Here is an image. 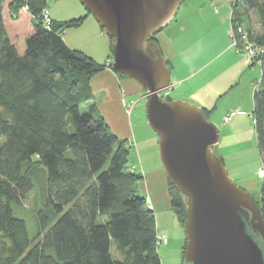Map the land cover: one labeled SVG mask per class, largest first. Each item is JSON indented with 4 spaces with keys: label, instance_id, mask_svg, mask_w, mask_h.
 Instances as JSON below:
<instances>
[{
    "label": "trees",
    "instance_id": "obj_1",
    "mask_svg": "<svg viewBox=\"0 0 264 264\" xmlns=\"http://www.w3.org/2000/svg\"><path fill=\"white\" fill-rule=\"evenodd\" d=\"M242 1L255 7L262 32L251 37L261 43L264 0L259 5ZM4 2L0 0V136L5 138L0 145V264H161L155 214L136 193L142 177L124 170L130 148L91 103L90 79L107 66L62 38L83 17L53 20L47 29L41 16L46 0H11L10 19L18 33L13 40L5 26ZM238 4L232 3V25L242 24ZM258 66L253 115L264 170V56ZM34 187L42 207L30 238L12 204H24ZM167 193L182 226L185 199L168 179ZM258 205L264 218V177Z\"/></svg>",
    "mask_w": 264,
    "mask_h": 264
},
{
    "label": "water",
    "instance_id": "obj_2",
    "mask_svg": "<svg viewBox=\"0 0 264 264\" xmlns=\"http://www.w3.org/2000/svg\"><path fill=\"white\" fill-rule=\"evenodd\" d=\"M113 39L111 70L146 92V118L157 135L167 179L185 199L184 264H264V218L258 203L237 186L213 151L217 125L203 109L160 94L170 66L153 39L182 0H80Z\"/></svg>",
    "mask_w": 264,
    "mask_h": 264
},
{
    "label": "crops",
    "instance_id": "obj_3",
    "mask_svg": "<svg viewBox=\"0 0 264 264\" xmlns=\"http://www.w3.org/2000/svg\"><path fill=\"white\" fill-rule=\"evenodd\" d=\"M233 2L234 0H182L173 19L155 35V41L171 69L172 91L168 97L201 107L208 119L217 125L219 141L213 146V151L222 159L227 170L234 174H231L232 177L237 178L243 169L233 165H243L246 155L256 153L262 164L253 123V91L255 82L261 76V69L247 63L230 46ZM83 12L75 0H55L49 14L55 21L82 16V22L76 26L78 28H74L88 32V38L79 41L76 34L66 29L62 34L64 42L70 48L84 51L99 63L109 61L111 65V54L107 48V44L110 48L109 38H106L90 15H82ZM3 16L6 30L8 24L13 35L10 38L14 40L18 33L13 28L12 19L8 17L6 20L4 13ZM239 17L243 18L241 15ZM90 86L93 92L91 103L110 130L119 139H125L126 145L130 141L135 146L136 143L141 144L142 149H152L156 144L155 137L146 133L149 136L141 138L133 130L135 140H132L127 136L125 128L126 105L146 98V91L135 81L119 77L110 66L94 75L90 79ZM225 117L228 118L227 121H224ZM149 140L152 145L147 146ZM156 158L157 155L152 150L142 153L138 157L137 166L132 170L141 175L138 187L141 196L148 194V206L154 214V210H171L167 177ZM157 231L165 235L166 228L160 226Z\"/></svg>",
    "mask_w": 264,
    "mask_h": 264
},
{
    "label": "rangeland",
    "instance_id": "obj_4",
    "mask_svg": "<svg viewBox=\"0 0 264 264\" xmlns=\"http://www.w3.org/2000/svg\"><path fill=\"white\" fill-rule=\"evenodd\" d=\"M10 1L11 0H5V2L3 4V13L5 14L6 20L8 19V17H10V15H12L11 11L9 9ZM54 1L55 0H46L47 9H48V16H45V17L50 22L53 21V19L50 18L51 15L49 14V12H50L51 6L54 3ZM256 1H257L256 2L257 5H259V3L261 2V0H256ZM75 2L77 4H80L82 9L84 10L82 15L88 13L86 11V9L84 8V6L81 4L80 0H75ZM234 2L239 3L238 4L239 5V11H240L241 16L243 17L242 20L240 21L242 23L241 25H243L245 27V29H246V31L250 37L253 36V38H256L257 35H259L262 32V29H261L262 27L259 23L257 12L254 10L255 7L253 8V7L247 6V4H245L242 0H234ZM216 7H217V5L214 6V8H216ZM89 15L95 21V23L98 25V23L96 22L93 15L91 13H89ZM232 24H233V22L231 20L230 21V28H231V26L235 25V24L234 25H232ZM76 28H78V27H76ZM76 28L69 27V28H67V30L72 31V34H76L75 36L76 37L78 36L79 41H82V40L88 38V32H86L85 30L76 29ZM47 29H49V28H47ZM229 32H230V30H229ZM7 33L9 36H13L11 33V30L9 29L8 24H7ZM105 36H106V38H108L107 35H105ZM154 38H155L154 40H156V37H154ZM229 38L231 40L230 35H229ZM253 38L251 37V39H253ZM107 43H108V40H107ZM112 43H113V41H112ZM230 46L234 49V51L238 55H240L243 58V53H242V50H241V47L239 44L234 45L233 40H232V43H230ZM110 47H111V44H110ZM239 47H240V49L238 50ZM107 48H108L109 54H111V48L108 47V44H107ZM75 49H78V48H75ZM78 50H80V49H78ZM82 52H84V51H82ZM245 61L247 63H249L250 65H252L251 64L252 61L250 59H249V61H247V60H245ZM107 62H108V64L105 63L106 66H108V67L111 66L110 62L109 61H107ZM165 62L168 65V62L166 60H165ZM255 65H257L256 67H258L259 63H257V61H256ZM255 83L259 84L260 78ZM171 91H172V85H169V87L164 92H162L160 95L163 98L168 97V95L170 94ZM165 92H167V93H165ZM168 98H169V100H173L170 97H168ZM146 99H147V92H146V98H140L136 102L131 103V104H133V108L130 111V113H127V111L125 110V114H126L125 128L127 130L126 134H127V136L131 137L133 140L134 139L133 130L138 136H141V138H145V136L148 137L149 135H146V133H149L150 135L155 137L154 141L156 144L152 147V149H145V148L142 149L141 144L136 143V146H135L133 144H130V141H129L128 142L129 144H127V146H129V148H130L129 163L127 164L126 168L124 169L125 171H132L134 166H137V164H138V157L142 156V153L146 154L148 151H151V150L154 152L155 155H157L156 161H158L160 167H162V169H163V166L160 162L159 154H158L157 135L154 133V131L149 126V124L147 122V118H146V111H145ZM128 101H129V99H128ZM86 106H87V104L82 105L80 108L81 111H84L86 109ZM224 121H225V119H224ZM253 123H255L254 115H253ZM113 127H114V125H113ZM114 130H117V129H114ZM4 139H5L4 136H0V145L3 143ZM127 140H129V138ZM149 142H150V140H149ZM150 145H152L151 142L148 143L147 146H150ZM261 159H262V157H261ZM244 160H245V163L243 165H240V166L239 165H233L234 167H242L243 171H241L240 172L241 174L239 173L240 176L237 177V178L242 177V179H237L236 177L233 178L232 175L234 176V174H232L231 171H228V170H227V172H228L229 176L233 179V181L236 183L237 186H239L242 189H244L245 191H247L252 196V198L259 203L261 200L262 177H264V170L262 168L261 161L259 159V156H257V154L254 152L246 155ZM260 164H261V168H260ZM137 169H138V167H137ZM259 169H260V171H259ZM36 193H37V189H36V187H34L30 191V193L28 194L27 198L25 199L24 204H22V205H18V204H14V203L12 204L13 214L15 216L23 218L25 220L27 232H28V235L30 238H32L37 231V211L42 207L39 204V201L36 197ZM136 193L141 196V191L139 190L138 186L136 189ZM147 195L148 194L144 195V200H145L146 204L148 205L150 202V199H149V201L146 200V197H148ZM154 211L156 212L155 218H156V225L158 227L157 230H159L160 226L166 228V231H164V233H165V236L167 238V242L164 244H160L158 247V253H159L160 260H161V264H184L183 259H182L183 256L181 253V247H182L183 239H184V232H183L182 226L178 223L176 216L172 212V210H164V209L161 210L160 209L158 211L157 210H154Z\"/></svg>",
    "mask_w": 264,
    "mask_h": 264
},
{
    "label": "built area",
    "instance_id": "obj_5",
    "mask_svg": "<svg viewBox=\"0 0 264 264\" xmlns=\"http://www.w3.org/2000/svg\"><path fill=\"white\" fill-rule=\"evenodd\" d=\"M42 20L43 25L46 28H49L50 21L45 16H48V9L47 7L42 10ZM45 20H44V19ZM229 35L231 37V43L233 40V44H239L243 53V58L247 61L255 59L257 63L260 64V58L264 56V41L261 43L256 42L255 40L251 39L249 34L247 33L245 27L241 24H235L233 27L231 26ZM238 48V50L240 49ZM108 64V62H106ZM167 93V92H165ZM164 95V94H163ZM133 108V104H129L126 106L127 113ZM225 121L228 120L227 117L224 118ZM148 196V195H147ZM146 200L149 201V196L146 197ZM167 242V238L165 235L161 233H157L156 235V244L159 246L160 244H164Z\"/></svg>",
    "mask_w": 264,
    "mask_h": 264
},
{
    "label": "bare ground",
    "instance_id": "obj_6",
    "mask_svg": "<svg viewBox=\"0 0 264 264\" xmlns=\"http://www.w3.org/2000/svg\"><path fill=\"white\" fill-rule=\"evenodd\" d=\"M51 23V22H50Z\"/></svg>",
    "mask_w": 264,
    "mask_h": 264
}]
</instances>
